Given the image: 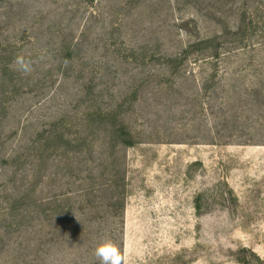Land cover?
<instances>
[{"label":"rangeland","instance_id":"374dc122","mask_svg":"<svg viewBox=\"0 0 264 264\" xmlns=\"http://www.w3.org/2000/svg\"><path fill=\"white\" fill-rule=\"evenodd\" d=\"M106 240L264 264V0H0V264Z\"/></svg>","mask_w":264,"mask_h":264},{"label":"clouds","instance_id":"9594fccd","mask_svg":"<svg viewBox=\"0 0 264 264\" xmlns=\"http://www.w3.org/2000/svg\"><path fill=\"white\" fill-rule=\"evenodd\" d=\"M15 70L22 74H29L32 71V61L23 56H17L14 61ZM95 256L101 261V264H128L125 254L120 247L111 240L99 244L94 251Z\"/></svg>","mask_w":264,"mask_h":264}]
</instances>
